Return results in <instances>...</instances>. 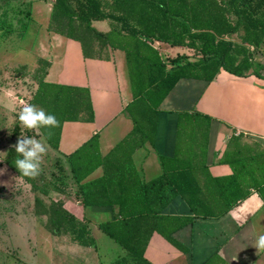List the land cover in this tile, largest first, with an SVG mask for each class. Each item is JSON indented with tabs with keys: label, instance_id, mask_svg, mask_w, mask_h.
<instances>
[{
	"label": "crops",
	"instance_id": "obj_1",
	"mask_svg": "<svg viewBox=\"0 0 264 264\" xmlns=\"http://www.w3.org/2000/svg\"><path fill=\"white\" fill-rule=\"evenodd\" d=\"M92 26L101 33L111 31L108 20L94 21ZM47 30L46 43L38 49V58L48 60L49 64L45 82L88 91L93 109V119L87 120L88 115L84 114L78 121L61 124L58 149L50 146L39 132L48 155L60 163L70 184L69 191L76 198L77 213L73 215L88 225L96 242L95 247H86L73 242L69 235H53L55 255L59 258L58 262L56 257L55 264H63L61 256L69 258L71 264H134L130 251L100 228L116 219L119 206H85L67 159L95 136L104 158L115 153V148L132 133L138 139L136 145L140 144L131 163V179L137 185L160 180L164 176L163 160L191 163L204 169L199 178L204 188L192 190V203L177 195L159 209V193L170 194L171 188L166 182L150 188L149 205L147 202L138 207L145 215L134 222V228L144 235L139 238L145 244V262L264 264V251L258 252L253 246L257 237L264 234V197L253 185V171L240 177L241 183H246L241 190H247L245 199L227 211L226 201L221 198L225 193L237 194L235 178L239 169L253 165L256 154L264 151V80L254 76L238 78L225 71L212 82L182 77L147 120L142 102L135 100L123 50L95 41L94 55L87 57L79 41ZM153 42L150 45L164 60L175 59L179 53L185 55L184 46ZM171 68L168 64L167 69ZM123 151L124 148H118L117 158ZM113 155L108 168L100 166L86 182L104 177L117 161ZM219 179L220 182H214ZM205 181H209L208 188ZM247 183H251L249 189ZM212 197L216 200L212 201ZM190 204H195L202 215H196ZM152 227L154 231L150 230ZM159 228L171 239L161 235ZM149 230L151 234L145 242Z\"/></svg>",
	"mask_w": 264,
	"mask_h": 264
},
{
	"label": "trees",
	"instance_id": "obj_2",
	"mask_svg": "<svg viewBox=\"0 0 264 264\" xmlns=\"http://www.w3.org/2000/svg\"><path fill=\"white\" fill-rule=\"evenodd\" d=\"M105 20L110 22V32L101 33L93 28L94 21ZM48 29L79 41L87 57L94 55L95 41L123 50L135 100L142 102L141 109L147 120L152 115L150 113L157 112L182 77L212 82L225 71L238 78L254 76L264 80L261 73L264 66L253 61V52L264 45V0H55ZM236 35L239 43L230 40ZM155 40L194 49L201 57L194 62L187 60L186 56L164 60L150 45ZM168 64L172 65L170 70ZM48 65L46 62L44 74ZM32 101L45 108L47 114L55 115L60 122L56 132L43 128L45 139L55 149H58L61 124L78 121L84 114L88 115L87 120L93 119L89 93L83 89L38 81ZM180 123L182 125V120ZM137 142L136 134L132 133L124 144L115 148V153L113 151L103 158L98 149V136H95L67 159L85 206H119L116 219L101 225V230L130 251L134 264H148L142 257L145 244L140 238L144 235L134 228L135 220L145 215L138 207L147 202L149 205L150 188L162 182L168 184L171 193H159V209L166 207L177 195L191 202L192 190L204 188L199 179L204 169L191 163L176 164L163 160L164 176L160 180L151 185L141 186V182L137 185L131 179L134 173L132 155L140 145H136ZM118 148L125 151L120 158L115 155ZM112 154L117 161L106 170L105 176L86 182L100 166L108 168ZM250 171L254 173L253 185L264 197V151H259L253 165L239 169L235 178L237 194L221 195L227 211L248 196L247 190L241 192L246 183L242 184L240 177ZM214 182H220V179ZM207 183L209 181L204 182L208 188ZM249 187L251 183H247L246 189ZM210 199L216 200L214 197ZM191 209L196 215H202L195 204ZM44 213L53 235H69L73 242L82 246H96L88 225L67 212L62 204L58 203ZM158 232L171 239L163 229L159 228Z\"/></svg>",
	"mask_w": 264,
	"mask_h": 264
},
{
	"label": "rangeland",
	"instance_id": "obj_3",
	"mask_svg": "<svg viewBox=\"0 0 264 264\" xmlns=\"http://www.w3.org/2000/svg\"><path fill=\"white\" fill-rule=\"evenodd\" d=\"M54 2L0 0V264H55L54 236L44 212L60 203L67 212L77 213L63 168L48 152L35 179L22 176L15 166L14 145L21 137L42 142L40 134L20 126L18 113L29 104L42 109L32 99L38 81L45 82L43 69L48 60L38 58V49L46 43ZM230 40L240 42L237 35ZM183 52L190 61L201 57L187 47ZM253 55L254 63L264 66V45ZM261 73L264 75V67ZM57 128L49 130L56 132ZM40 133L43 135V128ZM61 260L63 264L72 262L64 256Z\"/></svg>",
	"mask_w": 264,
	"mask_h": 264
},
{
	"label": "clouds",
	"instance_id": "obj_4",
	"mask_svg": "<svg viewBox=\"0 0 264 264\" xmlns=\"http://www.w3.org/2000/svg\"><path fill=\"white\" fill-rule=\"evenodd\" d=\"M18 120L23 129L34 131L37 134L42 128L51 129L60 125L55 115L47 114L43 109H38L31 104L24 106L19 111ZM14 147L17 153L15 166L22 176L31 179L38 177L41 172L43 157L47 154L45 144L35 137H21ZM253 246L258 252L264 251V234L257 237Z\"/></svg>",
	"mask_w": 264,
	"mask_h": 264
}]
</instances>
